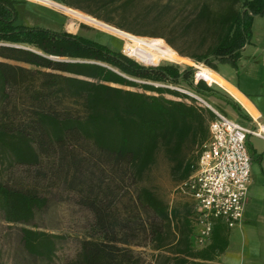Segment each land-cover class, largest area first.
<instances>
[{
    "label": "trees",
    "instance_id": "trees-1",
    "mask_svg": "<svg viewBox=\"0 0 264 264\" xmlns=\"http://www.w3.org/2000/svg\"><path fill=\"white\" fill-rule=\"evenodd\" d=\"M55 2L132 36L163 39L213 71L218 63L236 67L254 17L264 16V0ZM26 3L0 0V42L27 48L0 46V58L30 66L0 61V223L24 226L26 252L52 262L61 236L31 225L51 193L66 192L93 218L67 264H143L135 247L170 252L177 264L216 261L230 230L217 224L211 243L195 248L192 206L173 207L147 182L161 155L178 186L187 180L214 118L153 83H185L198 94L213 87L191 82L190 67L145 66L80 35L18 25L17 6Z\"/></svg>",
    "mask_w": 264,
    "mask_h": 264
},
{
    "label": "rangeland",
    "instance_id": "rangeland-1",
    "mask_svg": "<svg viewBox=\"0 0 264 264\" xmlns=\"http://www.w3.org/2000/svg\"><path fill=\"white\" fill-rule=\"evenodd\" d=\"M23 1L27 2L26 4H22L23 6L32 4L43 9L45 13L41 12L44 14L39 15L45 18V20H36L35 22L34 16H36V13H33L28 7L19 6L17 19L18 25L23 24L24 26L26 25V27L35 28L34 25L38 24L42 25V28L44 26V29L53 32H66L73 35H80L84 38L105 45L114 52H120L124 55L126 54L125 56H130L131 59L138 63L144 64L145 66L176 64L182 69H186L188 67L194 69V74L190 80L191 82L196 83L197 77L199 79L203 78L199 70L195 67L189 65H180L174 62L180 59H185L188 62L192 61L188 58L180 56L163 39L135 37L116 30L111 27V25L107 26L109 24L105 25L106 23L104 24V22H99L90 17L89 21H85V23H76L65 14L56 11L57 6H64L55 2L56 0H43L44 5L31 2L29 0ZM47 1H50L53 4L48 3ZM159 1L161 0H141V4L148 6L151 4L154 5ZM69 10L80 13L72 9ZM27 11L31 12V15H29V13L26 15ZM92 24L95 26L92 27ZM98 27L109 32L110 34L99 30ZM177 45L179 47L183 46L180 42H178ZM204 67L206 66L204 65ZM139 82L144 83L141 80ZM153 85L156 87L167 88L172 91H177L181 94L189 96V98L192 99L194 98L191 97L190 94H194L203 98V96L196 93L185 83L181 85L170 83H153ZM166 97L173 100H180L169 95H166ZM203 99L207 102L205 98ZM182 100L185 101V99ZM196 154L197 152H195L193 156H196ZM147 182L148 186L151 187L157 193V195H159L170 205H173V207L178 206L183 208L184 206L189 205L193 208V202L188 197L179 195L177 192L178 179L172 176L171 165L163 155L159 157L158 162ZM92 225L93 218L91 214L78 205L76 198L72 194L54 191L49 196V201L46 208L36 214V218L31 225L32 228L37 230L61 236V239L58 241L57 252L53 261L48 262L28 254L22 242L21 228L24 226H9L5 223H0L1 260L4 264H67L68 262L75 259L79 254L82 242L89 238L92 233ZM134 250L140 254L144 262L143 264H177L176 255H173L170 252H163L159 255V253L151 251L148 248L143 249L135 247ZM190 262L193 261L190 260Z\"/></svg>",
    "mask_w": 264,
    "mask_h": 264
},
{
    "label": "crops",
    "instance_id": "crops-1",
    "mask_svg": "<svg viewBox=\"0 0 264 264\" xmlns=\"http://www.w3.org/2000/svg\"><path fill=\"white\" fill-rule=\"evenodd\" d=\"M29 1L44 5L43 0ZM19 6L23 5H18L17 11H19ZM23 7H28L33 13H36L35 22L36 20H45L40 16L45 13L43 9L32 4ZM56 11L65 14L76 23H85L90 19L64 6H57ZM28 13L31 15V12L28 11L26 15ZM34 26L42 28V25ZM44 28L43 26L42 29ZM98 29L110 34L99 27ZM0 46L27 49L23 46L3 42H0ZM0 61L30 68L28 65L17 64L1 58ZM174 62L192 67L195 65L193 61L188 62L185 59ZM216 67L217 71L210 70L212 72L211 80L200 78L205 80L209 87L212 86L213 91H203L199 94L214 110L258 135H249L247 138L248 150L253 161L243 219L235 228H228L230 230L229 245L225 253L216 261L199 264H264V16L254 17L250 40L237 60L236 67L219 63ZM197 83L196 80L195 84ZM229 102L239 105L246 117H241Z\"/></svg>",
    "mask_w": 264,
    "mask_h": 264
},
{
    "label": "built area",
    "instance_id": "built-area-1",
    "mask_svg": "<svg viewBox=\"0 0 264 264\" xmlns=\"http://www.w3.org/2000/svg\"><path fill=\"white\" fill-rule=\"evenodd\" d=\"M190 96L214 114L194 171L177 187L179 195L193 202L194 246L202 249L211 243L217 223L233 229L243 219L253 161L247 138L256 133L214 110L203 98Z\"/></svg>",
    "mask_w": 264,
    "mask_h": 264
},
{
    "label": "bare ground",
    "instance_id": "bare-ground-1",
    "mask_svg": "<svg viewBox=\"0 0 264 264\" xmlns=\"http://www.w3.org/2000/svg\"><path fill=\"white\" fill-rule=\"evenodd\" d=\"M48 3H52L50 1H47ZM53 4V3H52ZM194 67L196 69L199 70L200 74L204 77V78H207L208 80H211V75H212V72L210 71V69L204 67V65H194ZM193 95V94H191ZM258 135V134H256Z\"/></svg>",
    "mask_w": 264,
    "mask_h": 264
},
{
    "label": "water",
    "instance_id": "water-1",
    "mask_svg": "<svg viewBox=\"0 0 264 264\" xmlns=\"http://www.w3.org/2000/svg\"><path fill=\"white\" fill-rule=\"evenodd\" d=\"M202 65H204V64H202ZM152 67H156V66H152ZM196 73H197V71H196ZM196 75H197V74H196ZM196 79H197V78H196ZM197 81H200V80L197 79ZM203 81L206 82L205 80H203ZM208 85H209V84H208Z\"/></svg>",
    "mask_w": 264,
    "mask_h": 264
}]
</instances>
